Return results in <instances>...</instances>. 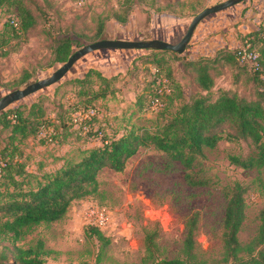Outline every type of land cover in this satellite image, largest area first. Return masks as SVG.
I'll return each mask as SVG.
<instances>
[{"label":"rangeland","instance_id":"374dc122","mask_svg":"<svg viewBox=\"0 0 264 264\" xmlns=\"http://www.w3.org/2000/svg\"><path fill=\"white\" fill-rule=\"evenodd\" d=\"M38 1L39 5L33 10L39 15L38 23L26 32L22 29L13 31L10 27L9 17L18 13L15 7L6 4L0 8V99L15 89L47 78L62 65V62L54 61L53 37L56 35L65 33L74 39L72 53L101 39L157 38L177 43L196 14L225 0ZM252 1L244 0L212 13L197 27L206 30L207 34L219 31L240 40L242 34L238 25L245 20V11L241 14L245 7L242 3L251 5ZM262 18L264 21V13ZM151 58L147 49L95 50L79 59L57 83L10 104L8 107L28 103L46 93L64 100L70 88L58 85L89 67L118 77L121 93L106 102H99V108L93 113L76 112L75 127L82 125L83 129L75 132L64 144L41 145L37 139L26 142L25 152L32 157L29 169L52 171L63 163L65 157L78 159L83 149L101 143L99 137L86 134L93 125V130L103 125L108 135L122 134L132 126H153L160 104L148 110H139L134 105L136 94L142 91L147 79L155 72L151 69L155 65ZM183 59L180 56L164 65L174 70L178 85L189 98L198 91V84L195 72L191 68L184 69ZM218 64L214 72L219 70L221 74L216 78L213 98L217 97L220 88L254 95L250 83L246 84L244 80L234 85L229 69L221 60ZM165 74L163 69L162 75ZM164 82L167 87L169 82ZM57 86L58 93L53 96L51 91ZM121 96L126 100L121 101ZM178 102L176 99L172 110ZM94 115L98 122L88 124ZM255 151V145L249 139L222 140L214 148H204L203 156L191 170H187L179 162L170 163L165 152L153 146L141 147L128 160L123 171L100 170L99 186L94 193L74 200L61 219L42 222L28 229L18 244L23 248L40 245L41 256L47 264H145L147 233L155 235L157 259L182 257L186 223L196 213V259L208 264L216 262L223 256L222 233L227 199L237 182L246 189V216L239 238L245 244L257 233L258 215L264 209V169H245L229 159L230 155L246 158ZM186 173L202 179L204 184L189 185ZM102 212L104 221L100 217ZM89 226L98 227L107 240L89 235L86 232Z\"/></svg>","mask_w":264,"mask_h":264},{"label":"trees","instance_id":"16d2710c","mask_svg":"<svg viewBox=\"0 0 264 264\" xmlns=\"http://www.w3.org/2000/svg\"><path fill=\"white\" fill-rule=\"evenodd\" d=\"M6 4L18 12L9 17L13 31L22 29L26 32L38 23L39 15L33 11L39 5L38 0H0V8ZM53 40L54 61L63 64L74 53L71 51L74 39L61 33ZM241 40V46L221 48L212 56L195 59L187 57L186 53L147 49L155 64L151 69L155 72L147 79L142 91L136 94L134 105L139 110H148L158 101L160 105L154 125L150 128L132 126L122 134L108 135L103 125L93 130L94 122H98L94 115L87 122L93 126L86 134L99 137L101 143L83 149L78 159L65 157L63 163L52 171L29 169L32 157L25 152L26 142L37 139L41 145L64 144L75 132L83 129L82 125L75 127L76 112L95 111L99 102H106L121 93L117 75H106L100 69L89 67L81 76L70 77L58 85L70 88L64 100L46 93L28 103L2 110L0 264H47L41 256V246L23 248L18 244L21 237L37 224L61 219L74 200L98 189L100 170L123 171L128 160L141 147L153 146L165 152L170 163L176 161L191 170L203 156L204 148H214L222 140L249 139L255 145V153L246 158L230 155V162L245 169H264V24L242 35ZM246 42L250 43L252 50L259 52L257 66L239 57L238 51ZM180 56L184 58V69L191 68L195 72L198 84V91L189 98L178 85L174 70L164 65ZM220 60L229 69L233 84L237 86L245 80L246 84L250 83L253 96L232 88H220L217 97L213 98L216 78L221 74V71L214 70ZM163 69L165 76L162 75ZM165 80L169 82L167 87ZM58 86L51 91L53 96L58 93ZM176 99L179 102L172 110ZM120 100L126 99L121 96ZM185 179L191 186L204 184L191 173H186ZM245 191L239 182L231 188L223 219V256L209 264H264V209L258 215L260 224L256 235L245 244L239 238L246 216ZM197 222L195 213L186 223L182 257L157 259L155 235L147 233L144 263L208 264L196 259ZM87 228L89 235L107 240L98 227Z\"/></svg>","mask_w":264,"mask_h":264},{"label":"water","instance_id":"95a60500","mask_svg":"<svg viewBox=\"0 0 264 264\" xmlns=\"http://www.w3.org/2000/svg\"><path fill=\"white\" fill-rule=\"evenodd\" d=\"M244 0H225L223 2L211 5L200 11L194 16L190 22L188 29L184 36L177 43H171L168 41L160 40L157 38L149 40H127V39H101L76 50L69 59L63 63L57 70L51 73L47 78L40 79L33 83L26 85L23 88L15 89L0 99V112L6 109L10 104L19 101L26 96L33 94L39 90H42L52 84L61 80L68 71L74 66V64L87 55L88 53L99 49H159V50H171L177 53H183L186 50L187 45L190 43L194 32L198 24L208 15L217 11L229 8Z\"/></svg>","mask_w":264,"mask_h":264},{"label":"crops","instance_id":"0c3cea01","mask_svg":"<svg viewBox=\"0 0 264 264\" xmlns=\"http://www.w3.org/2000/svg\"><path fill=\"white\" fill-rule=\"evenodd\" d=\"M252 2L251 5H249V3H242L245 4V7L243 8L241 14L245 11V20H243V22L238 25L239 31L242 35L251 33L252 31L258 29L262 22H264L262 18V14L264 13V0H253ZM237 12H239V9ZM215 26L218 27L220 25ZM229 30L231 32V29ZM242 43L243 42L241 39H235L230 33L220 34V32L217 31L207 34L206 30L202 31L200 27H197L190 43L187 45L185 53L189 54V58L195 59L201 56H212L221 48L238 47L241 46ZM102 72L106 74L104 71ZM82 74L83 72L76 76H81Z\"/></svg>","mask_w":264,"mask_h":264},{"label":"built area","instance_id":"2783aa9c","mask_svg":"<svg viewBox=\"0 0 264 264\" xmlns=\"http://www.w3.org/2000/svg\"><path fill=\"white\" fill-rule=\"evenodd\" d=\"M239 57L241 60H248L252 61L255 66L258 65V57H259V52L256 50L251 49L250 43L246 42L245 45H243L239 51H238ZM159 105L158 101H155L153 103L154 107H157ZM93 113V111H90ZM101 220L104 221V212L100 213ZM100 226V224H98Z\"/></svg>","mask_w":264,"mask_h":264}]
</instances>
